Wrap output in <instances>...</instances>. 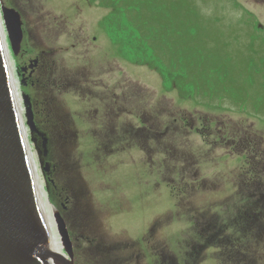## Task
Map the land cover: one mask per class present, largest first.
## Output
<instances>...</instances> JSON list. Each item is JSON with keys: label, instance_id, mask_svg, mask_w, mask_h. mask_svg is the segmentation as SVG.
Returning <instances> with one entry per match:
<instances>
[{"label": "rangeland", "instance_id": "rangeland-1", "mask_svg": "<svg viewBox=\"0 0 264 264\" xmlns=\"http://www.w3.org/2000/svg\"><path fill=\"white\" fill-rule=\"evenodd\" d=\"M3 2L73 264H264V0Z\"/></svg>", "mask_w": 264, "mask_h": 264}, {"label": "water", "instance_id": "water-1", "mask_svg": "<svg viewBox=\"0 0 264 264\" xmlns=\"http://www.w3.org/2000/svg\"><path fill=\"white\" fill-rule=\"evenodd\" d=\"M0 12L11 53L16 56L23 38L20 15L6 8L3 0ZM10 81L0 38V264H54V255L58 264H73L71 243L57 212L54 218L64 255L51 252ZM22 99L26 125L32 133L35 129L30 103L27 96ZM42 142L44 149L46 140Z\"/></svg>", "mask_w": 264, "mask_h": 264}, {"label": "bare ground", "instance_id": "bare-ground-1", "mask_svg": "<svg viewBox=\"0 0 264 264\" xmlns=\"http://www.w3.org/2000/svg\"><path fill=\"white\" fill-rule=\"evenodd\" d=\"M0 38L3 43V51L5 54V59L8 65V71H9V76H10V83H11V88L13 92V97L15 98V103L17 107V113L19 115V121L21 125V130L23 133V137L28 145V157H29V162L32 168L33 172V179L35 182V187H36V194L39 202V208L41 212V216L43 219L45 231L47 234L48 242L50 245L51 252L53 254H60L64 255L62 252L63 246L61 243L60 236L58 234L55 218H54V213L56 210L54 209L53 206H51L50 202L48 201V197L46 192L44 191L43 188V181L41 180L40 173L38 172V166L36 164V154L32 151V148L29 146V140H28V127L26 125V121L23 119V110L24 108L22 107V102H21V95H20V89H19V84L17 81V78L15 76V70H14V63L11 58V49H10V44L7 40L6 34L3 29V23L1 19V12H0ZM25 118V117H24ZM54 264L60 263V261L57 259V257L54 255L53 256Z\"/></svg>", "mask_w": 264, "mask_h": 264}, {"label": "flooded vegetation", "instance_id": "flooded-vegetation-1", "mask_svg": "<svg viewBox=\"0 0 264 264\" xmlns=\"http://www.w3.org/2000/svg\"><path fill=\"white\" fill-rule=\"evenodd\" d=\"M23 37H24V33H23ZM36 60L38 61L37 62V67L39 66V55H37V58H36ZM44 67H42V69H43ZM33 72H35V70L33 71ZM24 73L26 74L27 72H25L24 71ZM31 76H33L34 75V73H31L30 74ZM31 76H29L30 78H32ZM34 81H36V83H39V81L38 80H34ZM30 86L32 87V86H34V83H31L30 84ZM113 103H116L115 102V100L113 101ZM116 105V104H115ZM116 110V109H115ZM115 114H118V112H115ZM144 128H146L148 131H143V132H137L140 136L142 135L143 136V138H144V140L146 139V138H148V139H150V129H149V127H144ZM162 134H163V132H162ZM133 139H134V135H133ZM87 225V224H86ZM99 236V235H98ZM147 236L149 237L150 236V234L149 233H147ZM132 247H133V245H131ZM128 248H130V246L129 247H127V249ZM95 249L97 250V252H99L100 253V257H101V260H99L98 262H95L94 264H133V263H135V264H137V262L138 261H135L134 259H133V255L132 254H130V255H128L127 256V258H125V259H122V258H119L116 254H115V252H112V251H110V249H107L106 248V246L102 243V241L101 240H99L98 239V241H97V243H96V245H95ZM112 253V254H111ZM138 256H140L139 254H138ZM134 260V261H133ZM150 264H174L173 262H162V261H152V260H150V262H149ZM89 264H93V263H89Z\"/></svg>", "mask_w": 264, "mask_h": 264}, {"label": "trees", "instance_id": "trees-1", "mask_svg": "<svg viewBox=\"0 0 264 264\" xmlns=\"http://www.w3.org/2000/svg\"><path fill=\"white\" fill-rule=\"evenodd\" d=\"M141 137H143V136H141Z\"/></svg>", "mask_w": 264, "mask_h": 264}]
</instances>
